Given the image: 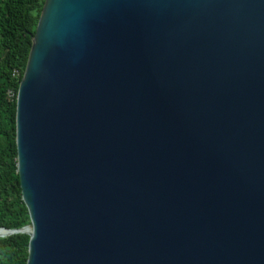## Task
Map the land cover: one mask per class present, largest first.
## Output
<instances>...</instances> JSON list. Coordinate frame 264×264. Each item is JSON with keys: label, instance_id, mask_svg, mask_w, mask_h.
Returning a JSON list of instances; mask_svg holds the SVG:
<instances>
[{"label": "water", "instance_id": "1", "mask_svg": "<svg viewBox=\"0 0 264 264\" xmlns=\"http://www.w3.org/2000/svg\"><path fill=\"white\" fill-rule=\"evenodd\" d=\"M15 144L26 264H264V0H45Z\"/></svg>", "mask_w": 264, "mask_h": 264}, {"label": "trees", "instance_id": "2", "mask_svg": "<svg viewBox=\"0 0 264 264\" xmlns=\"http://www.w3.org/2000/svg\"><path fill=\"white\" fill-rule=\"evenodd\" d=\"M45 0H0V228L29 224L16 172V95ZM4 231V230H2ZM29 236L0 238V264H26Z\"/></svg>", "mask_w": 264, "mask_h": 264}, {"label": "bare ground", "instance_id": "3", "mask_svg": "<svg viewBox=\"0 0 264 264\" xmlns=\"http://www.w3.org/2000/svg\"><path fill=\"white\" fill-rule=\"evenodd\" d=\"M6 234H7L6 231H2V230H0V236H4V235H6Z\"/></svg>", "mask_w": 264, "mask_h": 264}]
</instances>
